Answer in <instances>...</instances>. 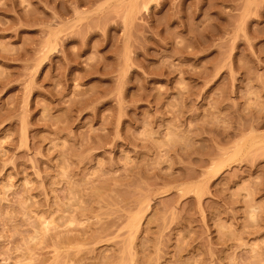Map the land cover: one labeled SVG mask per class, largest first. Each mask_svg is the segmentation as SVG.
Instances as JSON below:
<instances>
[{"label": "rangeland", "instance_id": "rangeland-1", "mask_svg": "<svg viewBox=\"0 0 264 264\" xmlns=\"http://www.w3.org/2000/svg\"><path fill=\"white\" fill-rule=\"evenodd\" d=\"M0 264H264V0H0Z\"/></svg>", "mask_w": 264, "mask_h": 264}]
</instances>
